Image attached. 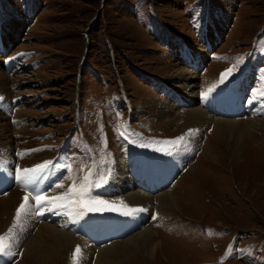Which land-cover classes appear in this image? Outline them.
Returning <instances> with one entry per match:
<instances>
[{"label":"rangeland","instance_id":"374dc122","mask_svg":"<svg viewBox=\"0 0 264 264\" xmlns=\"http://www.w3.org/2000/svg\"><path fill=\"white\" fill-rule=\"evenodd\" d=\"M1 28L13 37L10 45L0 41V74L6 77L0 78V164L7 167L5 160L14 157L15 170H0L15 178L0 192V206L15 190L21 160L43 154L59 175L30 173L39 176L22 189L26 194L31 185L51 191L54 180L82 192L88 177L95 187L80 196L79 211L96 220L124 219L129 204L117 192L107 193L117 165H126L134 189V157L151 166L171 160L176 165L187 154L190 164L173 170L166 189L148 192L151 206L166 215L151 226L159 212H148L142 229L151 226L162 250L155 259L140 254L126 264H264V128L251 123L264 120V0H0ZM210 35L215 43L208 48ZM187 50L202 59L198 96L191 101L185 96L180 112L160 118L150 106L182 96L178 76L192 69ZM238 60L222 82L221 74ZM246 76L249 86L242 95L235 91L249 103L247 114L226 119L203 107L219 86ZM5 104H11L9 110L2 109ZM194 110L247 125L243 152L232 155L233 140L211 139V126L187 138ZM180 137L174 147L170 142ZM208 140L215 154L202 157ZM193 165L197 170L191 173ZM164 193L178 201V210L159 205L156 198ZM93 199L105 204H92ZM44 207L39 216L34 213L36 221L42 214L44 222L58 224L53 210L58 206ZM142 229L112 236L111 243ZM4 231L3 243L11 239ZM67 233L82 238L77 230ZM84 240L95 250L108 246ZM73 258L72 251L65 252L52 264H71ZM14 263L38 264L21 253Z\"/></svg>","mask_w":264,"mask_h":264},{"label":"bare ground","instance_id":"6f19581e","mask_svg":"<svg viewBox=\"0 0 264 264\" xmlns=\"http://www.w3.org/2000/svg\"><path fill=\"white\" fill-rule=\"evenodd\" d=\"M3 29L1 28L0 30V41L1 40L2 42L5 41L4 43L5 45H10L11 44L10 41L13 37V34H11L8 31V29L5 30ZM10 31L13 33L12 30ZM213 40H215V37L210 35L209 40L207 41L209 42L207 43L208 48L213 46L211 44V41L212 43L214 42ZM187 54L191 60L192 69H187L178 76L180 81L183 83V86L181 84L182 86L181 90L183 92L182 96L180 95L181 96L180 98L179 96L170 97L172 100L171 103L168 101L157 100V102H152L150 106L152 113H154L156 116H159L160 118L169 119V117L171 116L170 115L171 111L173 109L180 112L181 108L187 105L188 98H190L189 101H191V99L196 98L198 96L197 92L196 94L194 93V87L196 80L199 78L198 76L199 74H197V71L200 69L202 65V59L199 57L198 53L197 54L193 53L191 50L190 51L187 50ZM0 78L6 79V77H3L2 74H0ZM247 86H249V80L246 76V78L244 77L241 80L240 86H232L230 90L233 89L240 90L239 91L240 95H242L243 91L247 88ZM216 94L217 92L214 93V95ZM185 96L188 98H186ZM247 105H249V103L245 105V108L247 107L245 113L248 112L249 106ZM188 106H190V104ZM10 107L11 104H7L6 106H3L2 109H5L6 111L7 109L9 110ZM192 112H193L191 114L192 116L190 115L192 120H190L191 123L189 124V131L185 130V134L187 135L186 136L187 138H192L193 135L192 133H196V129H199L200 131L204 126H206V128L208 127V129L211 126L210 131L213 130L211 132V139H216V140L217 138H221L220 140L229 139L230 140L229 142L231 143L233 140V147L231 148L232 155L238 156L243 152V148H242L243 143L241 144L242 141L241 138L243 137V132L245 126L247 127V125H242V121H236V120L227 121L221 118H216L215 120H213L211 119L210 116H208L206 113L202 112L201 110H194ZM251 121H252L251 123L257 124L258 126L264 128V120H251ZM252 128H254V126H252ZM190 130H194V131L190 132ZM190 149H194V148H188L186 150H190ZM203 154L204 155H202V157L203 156L205 157V155L213 156V154H215L212 150L210 140L207 141L206 146L204 147ZM44 158L45 157H43V154H39V155L33 154V156L31 157L29 156L30 160L28 158L22 159L21 160L22 166L21 165L19 166L20 175L23 174V169H27L26 167L27 164H31V165L43 164ZM13 160H15L14 157L5 160L8 163L7 167L9 168V170L12 169L11 172H14L15 170V168L12 166ZM136 160L137 157H134L133 161L135 163ZM171 161L170 162L167 161L168 163L165 162L160 165L157 164V167L154 166L152 167L154 168V171L156 173L160 172L166 175L167 178L168 177L171 178L172 175L171 173L173 172V170H177L179 168H182L183 166L190 164V158H188L187 154L184 156L182 155V159L180 161H176L177 166L175 164L172 165ZM3 162L1 163L3 164ZM7 167H4L3 165L0 164V169L8 170ZM48 168L46 169L47 177L49 176L48 172L53 173L52 176L53 178L56 175H59V172L55 171V169L52 170L51 167ZM196 170H197V165H193L189 171L191 173H194L196 172ZM29 174L30 173L24 174L28 181L27 183L17 179L18 183L15 187V190L11 192L10 195H8L6 202H4L3 204L1 203L0 206V232L4 230H5L4 232L7 231L6 236H8L10 232L9 238L11 237L10 241L6 240L4 242V245H6V251L4 253H0V264H20V263H14V260L18 257V254L20 253L23 255L24 258L25 257L30 258L38 264H47V263L52 264L54 260L56 259L59 260V258L62 257L65 252L68 253L69 251H72V253L74 254L77 246H79V248L81 249V253H78L76 255L75 260L74 258L72 259L71 264H126L127 262L130 261L133 262L135 260H138L140 254L146 255L145 257L146 258L148 257L149 260L155 259V256L158 254V252L162 250L163 247L161 241L157 243L153 242L154 240L152 237L153 235H152L151 226L161 223L164 220L166 213L163 211V209L160 210L157 208H153L151 206V203L153 202L154 198L149 197L148 192L147 194H145L141 189L137 187L134 189H131L132 187H129V186H133V182H132L133 180L131 179V176L128 177L127 175L126 165L124 164L117 165L115 176L111 180L110 185H108L109 187L107 188V193L117 192L116 194L122 196L123 199L126 200L127 203L129 204V206L126 207L124 210L125 216L124 219H122L123 220L122 222L128 221L129 226L133 227L135 230L133 233H135L138 227L141 230L144 224L147 223L146 218H144V215L146 216L148 212L150 213L151 216L153 215L154 210L158 211L159 213L156 212L157 213L156 217L158 220L157 221L155 220V222L151 226L147 227L145 230L142 229L143 231L137 233L136 235L130 237L129 239H126L125 242L111 243V241L109 242L106 241V243H108L107 244L108 246L106 247L104 246L102 249L99 250H95L93 246H90L89 245L90 243L84 240L82 236H81L82 238L80 239L74 237L72 234L67 233L68 229H71L77 231L82 230L83 233L86 234L89 231H91V229H94V226H99V224H102L97 221H93L89 219L88 217L85 216V213L82 214L79 211L80 209L79 204L77 202H69L67 197H64V199L62 200H57L55 201V203L51 204V207L58 206L55 209H53L57 211L56 215L55 213H53V215H55L54 216L55 218L59 217L56 218V221L60 220L58 224H53L51 222H44L43 220H41V218L39 219V222L41 223L36 221V216L34 215V213L35 214L43 213L45 209H42L41 212H33L31 210V202L33 198L36 195H41V194L39 192V189L34 193L31 191L32 193L31 195L26 194L25 193L26 190H22L27 188V186L30 184L29 182L31 181V178L39 176V172L37 175L29 176ZM14 178L15 177L13 174H11L10 176L7 175L8 181L11 179L14 180ZM58 178L59 176H57V181ZM60 185L61 184H59V182H56L55 180L51 181V187L53 189L51 191L49 190L48 192H46L44 196L46 198H55V197L64 196V194L68 192V190H66L64 186L60 187ZM129 191L132 192L127 193ZM25 196L29 197L30 211L26 214H22L21 218L19 220H16L15 219L16 211L19 205L23 202V197ZM156 199H158L159 205H161L162 207L171 208L173 210L179 209L178 201L172 198L171 196L166 195L165 193ZM59 205H66V206L59 207ZM130 208L143 209V211L129 213ZM1 216L7 218L6 223L3 222ZM73 225H76V228L72 227ZM108 225L110 224L108 223ZM61 228L66 231L61 230ZM110 228H112V226H110ZM9 229H11V231H9ZM102 237L104 239H108L109 234H106ZM89 260L90 262L88 263Z\"/></svg>","mask_w":264,"mask_h":264},{"label":"snow or ice","instance_id":"6c2138e0","mask_svg":"<svg viewBox=\"0 0 264 264\" xmlns=\"http://www.w3.org/2000/svg\"><path fill=\"white\" fill-rule=\"evenodd\" d=\"M238 64H239V60L237 61V65H234V67H232V68L226 69V71L221 74V81L222 82L225 80L226 77L232 75V73L236 70V67L238 66ZM191 131H194V130H190V132ZM183 139H184V137H180V138H177L176 141H171L170 143H172L174 147H178L179 143L181 141H183ZM48 167H49V165L47 163H43V164L37 165L33 169H23V174L17 176L16 178L27 183L28 181H27L26 176L24 174L36 172L37 170H39L41 173H43ZM88 179H89L88 177L84 178L85 184L83 186L84 191H82V192H73L72 190H69L68 192H66L64 194V196L55 197V198H46L42 194L36 195L31 202V210L34 212H41L45 205H51V204L55 203V201H57V200L64 199V197H67L69 202H79L80 196L87 194V189H89L91 187H95V184H91V185L88 184ZM60 187H63V186L60 185ZM74 198H75V200H74ZM91 203L92 204H105L104 201H96L94 199L91 201ZM60 206H66V205H60ZM84 206L87 207L88 205H84ZM89 210H98V209L90 208ZM29 211H30L29 197L25 196V197H23V202L19 205V207L16 211L15 219L19 220L21 218L22 214H26ZM137 211H143V209H136V208H130L129 209V213H134ZM9 231H11V229H9ZM5 251H6V245H4V243H3V237H0V253H4ZM78 253H81V249L79 248V246H77V248L73 254L74 259L76 258V255Z\"/></svg>","mask_w":264,"mask_h":264},{"label":"crops","instance_id":"0c3cea01","mask_svg":"<svg viewBox=\"0 0 264 264\" xmlns=\"http://www.w3.org/2000/svg\"><path fill=\"white\" fill-rule=\"evenodd\" d=\"M241 85V81L240 82H238V85L237 86H240ZM264 98V97H263ZM261 99V98H260ZM260 99L259 100H256L255 102L256 103H258V102H260Z\"/></svg>","mask_w":264,"mask_h":264}]
</instances>
